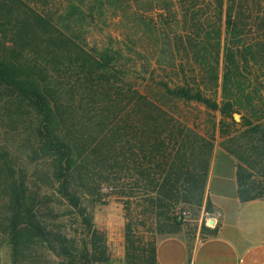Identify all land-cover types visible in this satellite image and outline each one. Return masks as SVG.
Segmentation results:
<instances>
[{
  "label": "trees",
  "instance_id": "16d2710c",
  "mask_svg": "<svg viewBox=\"0 0 264 264\" xmlns=\"http://www.w3.org/2000/svg\"><path fill=\"white\" fill-rule=\"evenodd\" d=\"M31 3L0 0V264L4 249L12 264H159L158 236L183 224L174 210L205 204L219 139L241 201L264 200V0ZM107 7L129 19L124 49L88 43ZM149 25L169 27L170 44L138 45ZM170 102L205 107L206 133ZM111 197L125 207L123 262L93 237L89 203Z\"/></svg>",
  "mask_w": 264,
  "mask_h": 264
},
{
  "label": "crops",
  "instance_id": "0c3cea01",
  "mask_svg": "<svg viewBox=\"0 0 264 264\" xmlns=\"http://www.w3.org/2000/svg\"><path fill=\"white\" fill-rule=\"evenodd\" d=\"M207 200L217 233L199 237L189 252L186 240L172 236L157 245L159 264H264V200L242 202L235 158L216 145Z\"/></svg>",
  "mask_w": 264,
  "mask_h": 264
},
{
  "label": "rangeland",
  "instance_id": "374dc122",
  "mask_svg": "<svg viewBox=\"0 0 264 264\" xmlns=\"http://www.w3.org/2000/svg\"><path fill=\"white\" fill-rule=\"evenodd\" d=\"M30 1L35 8L52 12H60L64 10L68 3V0ZM107 8L108 10L103 12L102 17L98 18L94 22H91L90 27L87 28L86 37L88 43L90 46L96 45L101 48L110 45L115 50L124 49L125 45L131 44L133 37V34L129 28V19L120 14H114V11L111 8ZM144 22V19L139 20V23L143 27ZM146 29L155 31V37L149 39L150 43H139L138 45H144L143 47L145 48H154L155 45H161L160 42L163 41V39L170 44L172 33L169 27L161 25H149V27ZM140 30L141 32H145V28ZM151 31H149L148 34H150ZM158 52H160V50H158ZM159 73H161V71H159ZM168 107L171 109V111L177 113V115L186 123L194 126L199 132L206 133V119L211 114L207 113L205 107L198 104H186L182 102H170ZM236 117L238 121L241 120L240 116L237 115ZM220 142L221 140L219 139L216 145L220 146ZM207 201L206 194L205 204L201 210H197L196 208L186 205H181V207L176 208L174 210L175 217L178 218V212L181 210H188L190 212V216L182 220L183 224L181 225L177 234L165 237L164 234L162 236H158V243L161 240L172 236H181L185 240L191 241V243L196 240L197 236L201 238L212 236L210 235L209 229L212 230V227H215V224L211 223L213 222L212 216L210 215L211 213L206 212ZM89 208L93 213L96 227V232L94 233L93 237L105 243L112 260L116 262H123L126 255L124 237L126 218L124 209L125 207L122 203V199L111 197L106 202V204L96 201L92 204L89 203ZM204 227H206V230L203 229ZM2 264H12L10 251L8 249H4L2 251Z\"/></svg>",
  "mask_w": 264,
  "mask_h": 264
},
{
  "label": "built area",
  "instance_id": "2783aa9c",
  "mask_svg": "<svg viewBox=\"0 0 264 264\" xmlns=\"http://www.w3.org/2000/svg\"><path fill=\"white\" fill-rule=\"evenodd\" d=\"M189 216H190V212L188 210H181L178 212V218L179 219L184 220V219L188 218ZM212 219H214V218H212Z\"/></svg>",
  "mask_w": 264,
  "mask_h": 264
},
{
  "label": "water",
  "instance_id": "95a60500",
  "mask_svg": "<svg viewBox=\"0 0 264 264\" xmlns=\"http://www.w3.org/2000/svg\"><path fill=\"white\" fill-rule=\"evenodd\" d=\"M211 223H213V222H211Z\"/></svg>",
  "mask_w": 264,
  "mask_h": 264
}]
</instances>
